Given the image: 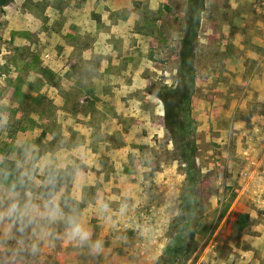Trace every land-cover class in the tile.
<instances>
[{
	"label": "rangeland",
	"instance_id": "374dc122",
	"mask_svg": "<svg viewBox=\"0 0 264 264\" xmlns=\"http://www.w3.org/2000/svg\"><path fill=\"white\" fill-rule=\"evenodd\" d=\"M186 2L0 0V264H264V0Z\"/></svg>",
	"mask_w": 264,
	"mask_h": 264
},
{
	"label": "trees",
	"instance_id": "16d2710c",
	"mask_svg": "<svg viewBox=\"0 0 264 264\" xmlns=\"http://www.w3.org/2000/svg\"><path fill=\"white\" fill-rule=\"evenodd\" d=\"M205 6V0H187L185 10H184V20H183V36L181 38V48L179 52V74L180 76L191 74L193 75L194 71V59H195V50L197 47V40H198V32L200 27V20H201V13L204 10ZM194 87V83H192V90ZM185 85L181 84L178 85L176 89L171 91L169 94H160L156 95L158 98H160L166 107V116H165V124L169 128V131L172 134L173 140L176 139L177 132L175 131V126H177L176 122H173L174 125H170V119L174 118L172 117L173 114L177 110H180V107L177 104L176 99H173L171 102L168 101L169 97L171 95L175 96L177 95L178 91H185ZM190 93L185 97L186 100L189 98ZM181 98V95H179ZM168 105H171V109H167ZM175 121V119H174ZM176 124V125H175ZM63 172V170H61ZM64 181H58L59 185L65 184ZM59 185H53V190H56L57 186Z\"/></svg>",
	"mask_w": 264,
	"mask_h": 264
},
{
	"label": "clouds",
	"instance_id": "9594fccd",
	"mask_svg": "<svg viewBox=\"0 0 264 264\" xmlns=\"http://www.w3.org/2000/svg\"><path fill=\"white\" fill-rule=\"evenodd\" d=\"M12 211H15V206H13ZM67 225V235L70 239L77 240L80 243H85L90 240L91 233L78 220L69 218L67 220ZM94 247L98 249L100 247V242L97 241Z\"/></svg>",
	"mask_w": 264,
	"mask_h": 264
}]
</instances>
